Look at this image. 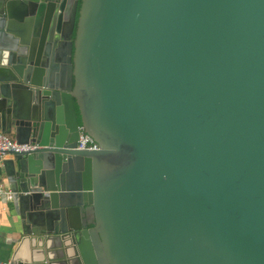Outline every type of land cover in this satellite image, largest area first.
Here are the masks:
<instances>
[{
  "label": "water",
  "instance_id": "water-1",
  "mask_svg": "<svg viewBox=\"0 0 264 264\" xmlns=\"http://www.w3.org/2000/svg\"><path fill=\"white\" fill-rule=\"evenodd\" d=\"M0 132L7 264H264V0H0Z\"/></svg>",
  "mask_w": 264,
  "mask_h": 264
},
{
  "label": "crops",
  "instance_id": "crops-1",
  "mask_svg": "<svg viewBox=\"0 0 264 264\" xmlns=\"http://www.w3.org/2000/svg\"><path fill=\"white\" fill-rule=\"evenodd\" d=\"M11 158L7 154L5 159ZM0 179L8 187L5 179V172L2 168ZM20 217L16 214L11 202L5 198L0 200V261H9L10 255L20 245L19 238L21 233Z\"/></svg>",
  "mask_w": 264,
  "mask_h": 264
},
{
  "label": "built area",
  "instance_id": "built-area-1",
  "mask_svg": "<svg viewBox=\"0 0 264 264\" xmlns=\"http://www.w3.org/2000/svg\"><path fill=\"white\" fill-rule=\"evenodd\" d=\"M32 147L28 144H19L15 141L13 137L8 134L0 132V173L3 168V161L7 152L9 151H26ZM77 149H88L96 150L98 149L97 143L92 139L87 133L81 131L79 139L76 144ZM13 192L7 188L2 180L0 179V200L5 198L7 201L12 199ZM0 264H7L4 261H0Z\"/></svg>",
  "mask_w": 264,
  "mask_h": 264
}]
</instances>
